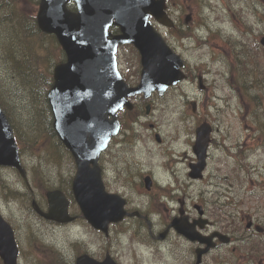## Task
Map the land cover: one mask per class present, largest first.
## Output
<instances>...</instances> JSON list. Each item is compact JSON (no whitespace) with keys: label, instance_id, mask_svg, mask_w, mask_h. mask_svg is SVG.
Here are the masks:
<instances>
[{"label":"rangeland","instance_id":"rangeland-1","mask_svg":"<svg viewBox=\"0 0 264 264\" xmlns=\"http://www.w3.org/2000/svg\"><path fill=\"white\" fill-rule=\"evenodd\" d=\"M13 3L17 4L16 9L24 15H36L37 9L30 0H13ZM168 13L176 21L178 28L182 29L176 32L175 30L168 32L164 28L158 30L184 61L185 72L190 75L189 77H200L209 83L208 101H215L213 95H217L221 100L217 106L224 107L228 100V110L222 109L217 112L215 107L208 109L204 90H199L194 83H180L178 88L171 89L162 98L153 99V107H150L153 114L150 121L154 123L162 139H165V144L159 146L152 137L145 139L147 151L144 156L154 157L149 153L151 150L154 152L153 155L158 153L155 157L159 158L157 163L160 165V160L164 157L163 153L169 146L174 147L179 154L188 149L183 146L182 140L187 145L191 144L197 117L202 113V107L204 111L210 110L211 116L216 120L215 123L225 131L227 143L234 146L232 154H237L238 145L243 149L244 159L241 163L243 168L246 166L245 171L238 170L237 157L229 158L231 165L235 163L229 173V179H235L234 182H230L235 192L230 198L223 200L225 204L222 211L233 215L234 222H241L242 219L246 222L248 217L252 221L264 224V49L259 43L264 36V0H168ZM187 16H190V20L185 23ZM182 37L185 39H181ZM134 53L128 46L121 47L119 52L121 66L130 68L132 72L137 71V67L134 66V62L136 63ZM50 54L52 56L49 64L55 62V65L65 59L64 54L58 50L55 53L51 51ZM0 56H2L1 52ZM239 57L242 58L244 65L236 69ZM6 71L1 59L0 78L3 79L1 84L13 93L8 97L12 108L15 109L13 113L16 112L15 115L22 117L21 121L26 122V112L21 110L19 101H14L17 83L14 82V78L6 76ZM191 101L199 106L197 115L192 112ZM143 108L145 110V106H142L141 110ZM184 110L186 112L181 115ZM25 127V124L18 127V132L23 138L26 137ZM136 129L139 132L143 131L139 125ZM46 144V140L41 143V145ZM43 150V148L30 149L23 144L24 155L21 158L28 170L32 195H35L45 209L46 190L70 186L69 180L74 175V168L70 160L61 152L56 153L54 160H44L47 157L43 153L38 157ZM188 156L189 153L186 152L184 158L187 166L190 162ZM38 159L43 160L40 166ZM161 167L163 168V164ZM181 168L182 165L179 171ZM142 169L149 170V173L152 171L157 176L155 167H151L148 163ZM4 177L7 178V182L11 180L14 185L17 182V176L11 170H7ZM186 180L185 196L182 194L177 196L185 201L186 210L194 211L193 205L203 202L200 185L190 182L188 178ZM248 187L251 188L250 191H246ZM27 190L28 188L25 191ZM139 193V188L134 189L132 193L128 191L126 193L134 206L141 201L136 199L141 197L138 196ZM2 194L3 192L0 191V210L5 215L6 221L11 222L14 228L21 249L19 264H58L57 260H63V264H75L73 259L75 252L88 248L92 254H98L102 246L112 252L111 257L117 264H162L163 262L159 256H154L156 253L150 249L145 250L141 255L139 246L136 247L137 240L128 243L124 238L113 237L110 243L109 240L104 241L100 234H95L89 229V225L82 217L69 226H56L33 214L30 210V200H10L7 204L2 200ZM173 206L177 209L178 204L175 203ZM167 207L161 206L162 212L157 222L165 220L169 214H172ZM71 210L80 215L73 201ZM157 218L158 216L154 219ZM239 227L242 229L241 226ZM262 238L253 234L249 243ZM173 242H177V237L163 242V247L168 248L170 254L172 246H169V243ZM243 254H246L245 251ZM171 255L170 264H184L178 253L172 252ZM244 262V259L240 261V263Z\"/></svg>","mask_w":264,"mask_h":264},{"label":"water","instance_id":"water-1","mask_svg":"<svg viewBox=\"0 0 264 264\" xmlns=\"http://www.w3.org/2000/svg\"><path fill=\"white\" fill-rule=\"evenodd\" d=\"M73 1L76 11L67 7L71 0H40L36 20L43 33L56 37L66 55V61L54 67L47 98L53 127L76 162L74 197L88 223L105 232L109 223L122 220L125 214L124 201L120 199L117 205L118 198L104 192L97 167L100 151L118 129V123L105 119L109 115L115 118V112L124 105L130 109L128 96L143 92L148 97L154 90L163 93L176 85L184 78L183 62L149 22L153 16L159 24L172 26L165 0ZM112 25L120 28V35L111 36L108 29ZM125 43L134 45L141 56V82L135 88H128L116 69V48ZM261 44L264 47V36ZM207 136L198 129L194 148L199 162L191 167L194 177L204 168ZM0 165L16 167L25 177L12 130L1 109ZM46 196L47 213L33 203L41 217L58 223L73 220L62 192L52 191ZM173 227L180 231V226ZM17 255L13 231L0 217V258L3 264H17ZM76 264L99 263L82 256ZM100 264L114 263L107 259Z\"/></svg>","mask_w":264,"mask_h":264},{"label":"flooded vegetation","instance_id":"flooded-vegetation-1","mask_svg":"<svg viewBox=\"0 0 264 264\" xmlns=\"http://www.w3.org/2000/svg\"><path fill=\"white\" fill-rule=\"evenodd\" d=\"M110 30L113 34L119 32L117 27H111ZM125 46L133 50L132 45ZM119 52L120 47L117 54L120 74L129 87H135L140 82L139 55L134 53L136 56L134 66L137 67V71L132 72L130 68L121 66ZM184 82L194 83L199 90H204L208 109L215 107L217 112L222 109L224 111L228 110V100L224 107L217 106L221 101L217 95H213L215 101H208L210 89L207 81L202 80L200 77L191 76L186 77ZM164 95L153 92L148 99L144 98L143 95L131 96L129 100L133 105L132 109L124 107L116 112V120L119 123L118 132L110 138L106 147L102 150L98 164L105 191L124 199L125 216L120 222L109 223L107 233L106 231L103 233L96 232L90 226L89 229L93 230L95 234H100L102 240H109V243L113 237L124 238L128 243L137 240L136 247L139 246L141 255L142 252L150 249L152 252L154 251L153 253H156L154 256L160 257V260L163 261L162 264H170L172 252L178 253L184 264H207V260L209 261L208 264H254L255 262L256 264H264V224L252 221L248 217L246 222H243L244 219L241 222H234L232 221L233 215L222 211L225 204L223 200L230 198L231 194L235 192L233 184L230 183L231 181L234 182L235 179H229V173L235 163L231 165L229 158L237 157L236 167L238 170L245 171L246 166L243 168L241 163V160L244 159L243 149L238 145L237 154H232L234 146L227 143L225 131H222L215 123L216 120L211 116L210 110L204 111L202 107V113L197 117L198 121L193 131L191 144L187 145L182 140L183 146L188 147V149L179 154L174 147L169 146L163 153L164 157L162 156L160 165L157 163L159 158L155 157L158 153L153 155L154 152L151 150L149 153L154 157H150L148 154V156H144L145 151H147L145 139L148 140L152 137L159 146L165 144V139H162L163 137L157 132L154 123L150 121L153 114V111H150V107H153V99L162 98ZM142 106H145L144 111L141 110ZM191 109L197 115L199 106L196 105V102L191 104ZM182 112L181 115L186 111ZM105 121L111 122L114 121V118L108 116ZM138 125L139 128L143 129L142 132L136 129ZM198 129H201L202 135L204 132L208 133L209 137L206 139L204 168L200 173H197V177H194L191 175L190 168L199 162V157L194 148ZM149 131L153 134L151 135ZM202 139H205V137L202 136ZM137 148L138 150H136ZM186 152L189 153L188 158L190 159L188 166L185 164L186 159L184 158ZM202 153L200 148V157ZM147 163L151 167H155L157 176L152 171L149 173V170L142 169ZM161 164H163L164 169ZM181 165L182 168L179 171ZM73 166L75 167L74 163ZM13 170L17 173L15 169ZM186 178L190 182H196L200 185L203 202L194 204V211L186 210L185 201L177 196L181 194L185 196ZM183 180L184 182H182ZM11 185L15 191L13 201L24 200L26 182L23 179H17L16 184L14 185L12 182ZM137 188L140 189L138 196L146 198V200L137 197L136 199H141V201L134 206L126 193L127 191L132 193ZM62 189L66 193L70 190L67 187ZM250 190V187L246 189V191ZM141 193L143 194L141 195ZM1 198L7 204L10 203L9 196L6 198L3 195ZM175 203L178 204L177 209L173 206ZM208 204L209 207H207ZM161 206H168L167 210L170 209L172 214H169L165 220L157 222L162 212ZM68 211L69 215L74 218L71 223L58 224L53 222V224L56 226H69L81 218V215L71 210V206H69ZM0 213L6 220L2 211ZM156 216H158L157 220L154 219ZM174 221L175 223H173ZM176 222L178 225H176ZM9 224L12 226L11 222ZM156 226H159V228L157 229ZM173 226H180V231ZM160 229L162 230L159 231ZM253 234L263 238L249 243ZM173 237H177V242L169 243V246H172L170 254L169 249L163 247V242L171 240ZM99 251L98 254H92L88 248H85L75 252L73 259L76 261L81 254L86 253L101 262L107 259L109 255L111 256L112 253L105 246H102ZM243 251L246 254H243ZM242 259L245 260L244 263H240Z\"/></svg>","mask_w":264,"mask_h":264},{"label":"trees","instance_id":"trees-1","mask_svg":"<svg viewBox=\"0 0 264 264\" xmlns=\"http://www.w3.org/2000/svg\"><path fill=\"white\" fill-rule=\"evenodd\" d=\"M30 3L37 7L38 0H30ZM15 5L13 0H0V61L2 59L5 64L6 76L14 78L17 83L14 101H19L21 110L26 112L27 131L24 141L27 146L33 148L41 145L43 140L49 139L53 134L47 92L52 84L51 69L55 62L49 64V61L52 56L50 52L59 51V47L54 36L40 32L34 15H24ZM239 65H244L240 57ZM1 82L3 79L0 78V107L11 122L18 124L19 118L15 115L16 112L13 113L15 109L8 98L13 93L6 90ZM49 142L47 146L41 145L48 159L51 158V145L57 151L62 147L60 143L51 140ZM57 263L64 262L57 260Z\"/></svg>","mask_w":264,"mask_h":264}]
</instances>
